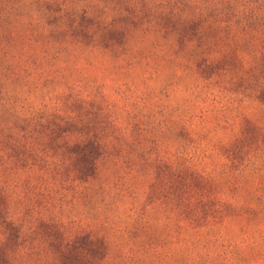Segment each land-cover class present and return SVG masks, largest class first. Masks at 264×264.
Here are the masks:
<instances>
[{
    "label": "rangeland",
    "instance_id": "rangeland-1",
    "mask_svg": "<svg viewBox=\"0 0 264 264\" xmlns=\"http://www.w3.org/2000/svg\"><path fill=\"white\" fill-rule=\"evenodd\" d=\"M0 264H264V0H0Z\"/></svg>",
    "mask_w": 264,
    "mask_h": 264
}]
</instances>
